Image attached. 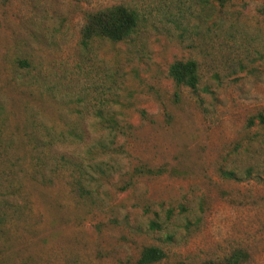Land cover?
<instances>
[{"label":"rangeland","instance_id":"rangeland-1","mask_svg":"<svg viewBox=\"0 0 264 264\" xmlns=\"http://www.w3.org/2000/svg\"><path fill=\"white\" fill-rule=\"evenodd\" d=\"M115 4L137 12L135 32L83 49L84 14ZM263 16L264 0L0 3V264H132L146 245L165 252L155 264H209L235 248L264 264V183L219 174L264 171ZM188 58L195 89L167 76ZM96 108L127 127L113 153L91 157L113 158L116 172L163 171L125 190L101 178L79 197L36 159L59 147L42 150L31 134L77 125L98 137ZM154 212L159 230L147 226Z\"/></svg>","mask_w":264,"mask_h":264},{"label":"trees","instance_id":"trees-1","mask_svg":"<svg viewBox=\"0 0 264 264\" xmlns=\"http://www.w3.org/2000/svg\"><path fill=\"white\" fill-rule=\"evenodd\" d=\"M4 1L0 0V3ZM137 24V12L123 4L110 5L87 12L84 14L79 31L78 44L85 49L94 39H106L110 42L125 41L135 32ZM21 63L24 62L21 61ZM167 76L175 86L195 89L199 81L197 62L191 58L173 60L167 66ZM94 114L99 122L100 135L92 140L86 136V130L84 131L82 126L77 125H67L59 130L54 128V131L46 132V138L37 139L35 134H31V140L36 143V146L39 144L42 150L44 148L49 150L55 142L57 143V147H59L57 154L45 157V159L40 157L36 159L43 162L45 164H42L43 166L58 168L64 179L67 180L66 184L77 196L89 195L94 189L92 184H100L101 178L111 181L114 174L117 176L116 182L123 184L120 189L125 190L139 177L163 171L161 168H152L142 164L116 172L117 170L113 166L116 161L113 158L109 157L107 161V159L91 157L96 149L98 156L99 154L113 153L116 137L123 135L124 129L127 127L119 125L113 115L108 114L106 110L102 111L96 108ZM255 118L258 123L264 124V115L258 113ZM249 123H253L252 120ZM42 150L39 152L40 154H43ZM87 154L88 156H86ZM219 174L223 178L233 181H241L243 178L253 176L257 182L264 183V171L256 170L253 166L244 168L242 172L235 169H222ZM183 209L184 207L180 205L179 210L183 211ZM153 215L155 219L150 220L147 226L151 230H159L162 228V222L157 213L154 212ZM169 215L170 210H166L164 219H168ZM187 224L184 226L185 228L188 227ZM166 239L171 240L172 235L167 234ZM164 257L165 252L160 247L146 245L140 249L132 264H155ZM248 259L249 255L245 250L235 248L222 259L209 264H245Z\"/></svg>","mask_w":264,"mask_h":264}]
</instances>
